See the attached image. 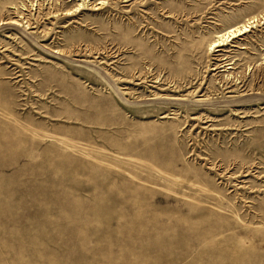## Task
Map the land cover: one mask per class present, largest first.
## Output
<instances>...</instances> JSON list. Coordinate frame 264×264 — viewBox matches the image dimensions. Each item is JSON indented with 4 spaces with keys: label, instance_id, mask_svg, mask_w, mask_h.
Here are the masks:
<instances>
[{
    "label": "rangeland",
    "instance_id": "374dc122",
    "mask_svg": "<svg viewBox=\"0 0 264 264\" xmlns=\"http://www.w3.org/2000/svg\"><path fill=\"white\" fill-rule=\"evenodd\" d=\"M0 264H264V0H0Z\"/></svg>",
    "mask_w": 264,
    "mask_h": 264
},
{
    "label": "bare ground",
    "instance_id": "6f19581e",
    "mask_svg": "<svg viewBox=\"0 0 264 264\" xmlns=\"http://www.w3.org/2000/svg\"><path fill=\"white\" fill-rule=\"evenodd\" d=\"M76 1L84 2V1H89V0H76ZM100 4H104V3H99V5ZM84 6H85L84 3H79L73 12H78L80 10H83ZM73 12H68L69 13L68 15H71ZM256 22H257V19L253 18V19L246 20V22L244 23L230 27L224 33H221L217 37V40L211 43L210 50H214L220 46H224L227 42H231L234 39H237L241 36L246 35L250 31L251 26L254 25ZM2 23H3L2 25L4 26H11V25L18 26V27L21 26V24L17 20H14L11 22H2Z\"/></svg>",
    "mask_w": 264,
    "mask_h": 264
}]
</instances>
